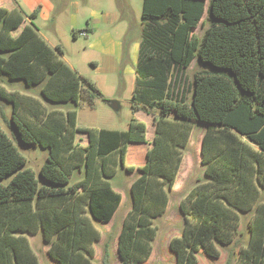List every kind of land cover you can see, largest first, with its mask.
<instances>
[{
	"label": "trees",
	"instance_id": "trees-1",
	"mask_svg": "<svg viewBox=\"0 0 264 264\" xmlns=\"http://www.w3.org/2000/svg\"><path fill=\"white\" fill-rule=\"evenodd\" d=\"M204 12L210 25L199 39L191 30ZM36 16L37 11L26 15L31 22L13 36L25 16L18 8L0 7V78L41 85V94L56 103L76 106L79 99L102 97L89 78L58 58L64 52L60 43L52 48L38 34ZM141 20L165 22L152 31L136 27L140 47L130 107L133 113L157 110L158 115H153L152 143L146 162L137 167L131 208L117 236L120 264H145L150 257L154 219L166 210L194 122L206 125L204 178L180 200L184 224L169 241L175 264H197L200 250L218 257L220 247L240 234L242 215H248V239L233 264H264V0H143ZM132 40L124 35V50ZM193 59L201 68L187 101L169 89L167 79L172 66L187 68ZM68 117L70 126L65 120L55 123L46 139L12 117L22 143L54 141L58 146L61 155L47 157L39 170L47 185H38L25 157L0 129V264H39L28 239L38 231L57 264H96L94 246L101 233L93 222L110 221L122 195L107 178L87 185L89 155L102 160L101 171L111 176L103 160L117 151L122 165L129 143L146 142V124L133 116L126 130L93 129L75 125V110ZM77 133L87 134L86 146L77 147ZM79 151H86L88 170L83 180L68 185L72 169L80 167ZM73 155L74 165H66L64 159ZM103 255L109 256L107 243Z\"/></svg>",
	"mask_w": 264,
	"mask_h": 264
},
{
	"label": "rangeland",
	"instance_id": "rangeland-1",
	"mask_svg": "<svg viewBox=\"0 0 264 264\" xmlns=\"http://www.w3.org/2000/svg\"><path fill=\"white\" fill-rule=\"evenodd\" d=\"M143 0H10L17 7L21 5L25 14L37 11V16L32 20L37 31L47 37L56 45L60 43L64 52L58 54V58L64 60L75 68L82 76L92 77L93 68L90 67L92 60H99L101 54L88 48V42L92 37L110 32L111 39L123 40L124 35L134 38L132 42H139L138 30L152 31L153 27L161 25L165 20L157 24L152 21H142ZM17 3V4H16ZM208 2L206 3V7ZM94 13L95 15H93ZM98 14L110 15L112 23H103L101 17L97 20ZM123 16L124 19H121ZM27 19V17H26ZM74 21V23H73ZM142 21V22H141ZM210 20L204 12L196 28L191 30V35L202 39ZM91 29V30H90ZM85 31L86 36L73 35ZM93 30V31H92ZM14 31L13 34H16ZM134 33V35H132ZM129 43V45H130ZM127 47V46H126ZM54 48V47H53ZM131 65L126 62L123 56L120 69L115 74H107L105 83L114 85L113 92L106 91V97L94 96L92 101L79 99L78 105L67 101L56 103L48 100L40 92L41 85L26 86L22 80H9L6 76L0 78V129L10 138L18 152L26 159L25 167L34 171L38 185H47L39 176V170L47 157L60 156L58 146L54 141H47L46 144L36 141L32 144H24L19 140L17 130L12 117L14 116L24 126L26 121L33 126L37 134L44 133L46 139L51 133V126L59 121L65 120V125L70 126L72 121L68 114L74 113L75 125L93 129L114 128L126 130L129 121L134 116L146 123V136L148 143L151 142L155 129L151 128V118L158 115L157 110L150 113V120L147 113L140 109L137 113L131 111V88L133 86L134 71H128ZM201 68L197 59H193L187 68L172 66L168 73V87L178 94H183L187 101L190 100L194 73ZM101 79V78H99ZM178 88V89H177ZM106 99V100H105ZM119 103V109L113 110L110 107L111 101ZM154 122V121H153ZM154 124V123H153ZM204 125L198 124L194 127L195 133L192 136L189 146L185 149V156L180 166L179 175L175 179L173 188L169 194V201L165 212L154 219L157 232L152 241V251L145 264H175V255L169 248L170 239L180 234L184 217L179 210L181 198L191 187L203 179V166L199 156L198 135L203 132ZM53 134V132L51 133ZM43 135V134H42ZM89 142L85 133H77L75 143L78 146H85ZM147 143H129L123 155V164L120 163V153L113 152L104 161V170L112 172L111 176L105 177L101 171L102 165L98 157L89 155L90 178L88 186L94 184L102 177L107 178L114 190L122 195L121 203L110 221L102 223L94 220L93 224L99 229L101 238L96 242L93 260L96 264H120L117 252V236L122 226V221L131 208L132 199L130 187L132 182L139 176L137 167L146 162ZM81 156L76 160L80 167L73 168L70 173L68 185H74L83 180L87 172L85 162L86 151H79ZM78 155V154H77ZM65 160V161H64ZM66 165H74L72 158H65ZM248 215H242L240 234L233 243L227 247H220L218 257H208L202 250L197 253V264H227L230 255V264H233L239 248L246 244L248 232L246 222ZM29 242L35 251L39 264H57L47 252L49 244L45 242L43 234L38 231L34 235H28ZM108 244L109 256L104 258V245Z\"/></svg>",
	"mask_w": 264,
	"mask_h": 264
},
{
	"label": "crops",
	"instance_id": "crops-1",
	"mask_svg": "<svg viewBox=\"0 0 264 264\" xmlns=\"http://www.w3.org/2000/svg\"><path fill=\"white\" fill-rule=\"evenodd\" d=\"M0 7H5V8H8V9L18 8V9L21 10V12L23 13V15L25 16V19L22 22V24L17 29H15V30L12 31V35L13 36H16L20 32V30L22 29V27L25 24H29L31 22L28 18L26 19V15H28V14H25L24 13L21 5H19V4H17V7H16V6H14L10 2V0H0ZM92 14L95 15L94 13H92ZM99 17H101L103 23H112V21L114 20V19L112 20V18L110 17L109 14H108V16L107 15H104V14H98L97 20L99 19ZM73 23H74V21H73ZM14 31H17V33L16 34H13ZM82 32H84V34H82ZM38 34L52 48L55 47L58 44L57 43L56 45H54L51 42V40H49L47 37L41 35L39 32H38ZM78 34H82L83 36H86L85 31H81V32L79 31L78 33L76 32V35H78ZM88 43H89L88 44V48L90 50L94 51V52L100 53L101 54V58L99 60H92L91 63H90V67H92L93 68V71H94V73L92 75L94 78H92V77L90 78V77H87V76H84V77L89 78L94 83V85L98 88V90L102 94V97L105 98L106 95H107L105 90L110 91V92H113L115 90V86L114 85H108V84L105 83V76L107 74H112L113 75V74H115V73L118 72V70L120 69V63L122 62V58L124 56L125 59H126V62H128V64L131 65L129 67L128 71H130L131 73H132V71H134L133 86H132V88L130 90L131 91V100H132V95H133V92L135 90L136 82H137L136 65L138 63V55H139V47H140L139 44H140V41L139 42H132V43H130V45L128 43L127 44V47H126V50H124V42H123V40H113V39H111V34L108 31V32H106L104 34H101L99 36H95V33L93 32L92 33V37L90 38V40H89ZM68 65L73 70H75V68L72 67L70 64H68ZM77 73L79 75H81L79 72H77ZM99 78H101V79H99ZM135 113H137V111ZM150 116H151L150 113L149 114L147 113V117L149 118V120H150ZM151 121H152L151 128H152V131H153V129H155V125L153 124V117L151 118ZM198 124H202V123H199V122H194L193 123L192 131H191V133L189 135V138H188V143H187L188 146H189V144L191 142V139H192L193 134L195 133L194 127L196 125H198ZM203 125H204V130H203V132L199 133V135H198V141H199V156H200L201 164H202V154H201L202 138H203V135H204L205 130H206V125L205 124H203ZM110 129H114V128H110ZM146 129H147V126H146ZM153 135L154 134H152V139H153ZM152 139H151V142L148 143V137L146 136V142L145 143H147L149 145L148 148H150V146H151ZM75 140H76V137H75ZM185 155L186 154L184 152L183 153V156H182L181 163H182L183 157ZM180 166H181V164H180ZM202 166H203V178H204V165L202 164ZM179 170H180V167L178 169L176 178L179 175ZM81 191H82V189L79 188L78 189V193H80Z\"/></svg>",
	"mask_w": 264,
	"mask_h": 264
},
{
	"label": "water",
	"instance_id": "water-1",
	"mask_svg": "<svg viewBox=\"0 0 264 264\" xmlns=\"http://www.w3.org/2000/svg\"><path fill=\"white\" fill-rule=\"evenodd\" d=\"M110 107L113 110H118L119 109V103L117 101L113 100V101L110 102Z\"/></svg>",
	"mask_w": 264,
	"mask_h": 264
},
{
	"label": "built area",
	"instance_id": "built-area-1",
	"mask_svg": "<svg viewBox=\"0 0 264 264\" xmlns=\"http://www.w3.org/2000/svg\"><path fill=\"white\" fill-rule=\"evenodd\" d=\"M82 34H84V32H82Z\"/></svg>",
	"mask_w": 264,
	"mask_h": 264
}]
</instances>
